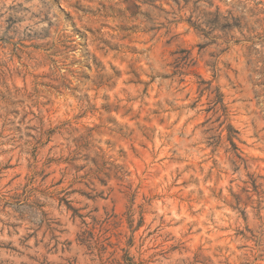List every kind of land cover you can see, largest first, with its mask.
Segmentation results:
<instances>
[{
    "label": "rangeland",
    "instance_id": "374dc122",
    "mask_svg": "<svg viewBox=\"0 0 264 264\" xmlns=\"http://www.w3.org/2000/svg\"><path fill=\"white\" fill-rule=\"evenodd\" d=\"M0 264H264V0H0Z\"/></svg>",
    "mask_w": 264,
    "mask_h": 264
}]
</instances>
